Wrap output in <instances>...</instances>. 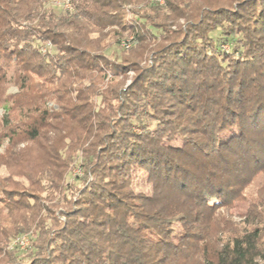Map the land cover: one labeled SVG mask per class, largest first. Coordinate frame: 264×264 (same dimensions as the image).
Here are the masks:
<instances>
[{
    "label": "trees",
    "instance_id": "16d2710c",
    "mask_svg": "<svg viewBox=\"0 0 264 264\" xmlns=\"http://www.w3.org/2000/svg\"><path fill=\"white\" fill-rule=\"evenodd\" d=\"M57 1L0 0V264H264V0Z\"/></svg>",
    "mask_w": 264,
    "mask_h": 264
},
{
    "label": "rangeland",
    "instance_id": "374dc122",
    "mask_svg": "<svg viewBox=\"0 0 264 264\" xmlns=\"http://www.w3.org/2000/svg\"><path fill=\"white\" fill-rule=\"evenodd\" d=\"M156 3H159L161 5H163L165 3L164 0H154ZM129 10H127V18L133 20V18H135V14L133 13V11L139 10V9H143L146 12L150 13L152 11V8H150V5L146 3H143L141 5H139L138 7L134 6V5H129ZM141 7V8H140ZM183 22V21H182ZM131 34H129L128 32H125L123 36H121L118 39V43L117 45L114 47L115 50H118L120 53V56L117 58L115 56V54H110V53H106V57L107 60L110 62H113V60H121V57L123 56V54H125L124 52H126L129 47L131 46ZM231 42V41H230ZM230 42H223V40H221V38L218 40V45L220 50H222V52H225L226 54L229 53L231 51V45L229 44ZM49 48H51V45H48ZM124 50V51H123ZM43 52H46V50H43ZM151 59H146L141 65L145 66V64H148L149 62H151ZM105 66H108L105 64ZM111 69L108 70V77L107 79L113 77L114 73L110 71ZM134 75L133 71H130L128 73V77H127V81H126V85H129L131 82V78ZM106 79V80H107ZM16 88L11 85L8 89V92H15ZM3 115V110L0 108V118ZM239 135H236L235 133L229 132L226 134L225 136V140H226V147L225 148H230L229 146H238L240 139L238 137ZM173 145L176 146H185V143H183L181 140L177 139L175 141L172 142ZM5 150V145L0 147V155L4 153ZM81 157V156H79ZM79 158H75L74 159V165H72L71 167V171L70 174L68 175V182L69 184H71L72 186H74V192L72 193V200H76L77 197L79 196L80 192H81V188H83L84 186V181H82V179L85 177L84 175V171L81 169V167L78 165ZM5 171H3L4 174ZM139 176H137L136 178H138ZM21 180V182H24L25 184H28L26 180L19 178ZM135 185H136V189L138 190H144V191H149L150 187L148 184L144 183V181L141 180V178H138L135 181ZM43 195L45 196V193H43ZM243 206H239L236 207L232 210L233 214H240L241 212H243ZM64 216H62V219L64 220ZM33 229L31 230L30 234H23L21 235L18 239H16V241L14 242L13 245H18L20 248V253H25L28 250H30V246H31V236L33 235Z\"/></svg>",
    "mask_w": 264,
    "mask_h": 264
},
{
    "label": "built area",
    "instance_id": "2783aa9c",
    "mask_svg": "<svg viewBox=\"0 0 264 264\" xmlns=\"http://www.w3.org/2000/svg\"><path fill=\"white\" fill-rule=\"evenodd\" d=\"M56 4H58V5H62V6H64L65 8H68V9H72V5H71V3H70V0H65V1L58 0V1L56 2ZM43 50H45V49H43Z\"/></svg>",
    "mask_w": 264,
    "mask_h": 264
}]
</instances>
